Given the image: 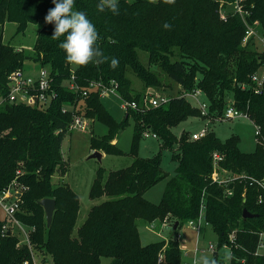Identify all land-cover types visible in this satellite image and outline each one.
Listing matches in <instances>:
<instances>
[{"label": "trees", "instance_id": "obj_1", "mask_svg": "<svg viewBox=\"0 0 264 264\" xmlns=\"http://www.w3.org/2000/svg\"><path fill=\"white\" fill-rule=\"evenodd\" d=\"M24 1L16 0L15 3ZM48 1L50 4L41 14L43 19L54 7L52 1L42 0ZM98 2L76 0L75 8L87 13L99 32V46L104 55L117 58L119 65L112 69L109 60L99 66H76L74 72L81 88L91 80L114 79L125 99L140 103L138 110H128L123 122L128 121L132 112L135 119L130 150L133 161L129 166L108 174L103 168L97 171L89 196L105 199L90 208L74 236L80 210L79 196L68 184L53 183L55 174L68 171L62 145L70 133L68 127L72 113H63L62 108L64 105H79L76 112L108 125L110 134L103 135L100 141L94 137L93 149L122 154L116 143L109 141L121 124L95 91L85 97L81 89L70 91L59 86L58 100L45 109L5 103L0 108V184L6 185L16 177L18 169L22 170L18 180L27 190L23 196L24 211L18 216L27 225L35 227L31 242L50 255V258H43L50 264H100L102 257L111 258L110 264H157L160 251H163L166 264H182L180 243L172 239L168 244L165 240L143 244L139 221L160 220L171 226L179 221L181 226L197 218L202 203H205L206 219L218 233L220 242H225L229 234L235 232L237 242L242 245L232 249L231 264H264V255L253 254L258 232L264 231V200L259 202L260 196L264 199V189L251 184L252 179L264 177V80L261 83L252 80L258 67H264V50L248 45L256 42L254 39L243 45L246 27L242 19L229 14L223 20L218 13L217 0H175L172 5L163 3V0L156 4L148 0H119V15H113L107 9L98 12ZM247 3L250 8L253 5L251 23H260L259 29L263 31L264 0H248ZM3 6L4 0H0V8L10 17L17 11L11 14L7 6ZM165 22L171 24V30L164 29ZM207 24L211 28H207ZM53 30V24H44L38 39L36 60L57 73L56 82L60 84L71 76L73 68L66 62L65 52L58 47L64 37L53 40ZM3 36L4 24L0 22V65L6 49ZM152 37L156 40L150 41ZM175 47H178L179 55H176ZM136 48L155 55L150 56V62L154 64L165 56L166 60L160 64L165 65L168 77L185 90L201 88L216 115L222 114L228 104V94L232 95L231 103L247 112L260 127L261 140L257 141L256 149L242 151L235 134L223 140L210 131L202 138L192 139L189 132H184L178 138L172 128L189 116H201L200 111L177 94L169 93L172 97L169 105L158 108L149 105L150 95L135 96L131 81L126 77L129 69L143 78L146 85L156 84L151 81V69L147 70L136 62ZM169 56L174 59L170 61ZM20 63L10 65L0 74V95L8 92V75L23 67ZM82 104H85L84 109ZM146 129L161 139L159 152L151 158L140 157L137 152L140 137ZM164 149L171 150L176 162L172 175L162 167ZM215 154L222 156L217 165ZM18 159L24 160L25 168H16ZM217 166L220 182L213 176ZM163 179L166 182L160 202L149 201L145 192ZM227 189L233 190V194L228 195ZM44 198L56 201L49 227L44 208L39 204ZM244 209L255 216L244 218ZM1 227L2 221L0 264H23L30 257L29 247L25 244L17 247L18 238L2 236Z\"/></svg>", "mask_w": 264, "mask_h": 264}, {"label": "rangeland", "instance_id": "obj_2", "mask_svg": "<svg viewBox=\"0 0 264 264\" xmlns=\"http://www.w3.org/2000/svg\"><path fill=\"white\" fill-rule=\"evenodd\" d=\"M52 1V0H50ZM132 2L133 0H128ZM16 0H4V6H7V11L11 14H14L10 17L4 9L0 8V22L4 24V36L3 43L6 46L5 57L3 62L0 65V74L3 73L7 68L15 63L23 65L28 71L37 69L40 64L36 60L37 55V45L39 36L42 33V29L45 24V20L41 17V14L46 10L50 2H42V0H25L21 3H15ZM195 5V4H193ZM230 8H227L226 12H229ZM218 13L221 14L220 8L218 7ZM6 14V16H5ZM258 23V22H257ZM260 23L256 24L257 26ZM207 28H211L209 24L206 25ZM156 29L155 31H158ZM156 38L152 37L150 41H155ZM257 41V40H255ZM204 43V42H203ZM259 42L250 43L251 47L257 48L258 50H263L262 44ZM209 45V42H205ZM243 45H246L243 43ZM259 46V47H258ZM136 62L141 64L147 70L151 71L150 75L152 76L151 81L156 84L146 85L140 76H138L133 70L129 69L126 72V77L131 81V89L133 94H141V96H149L156 93H165L166 95L180 94L186 88L181 87L175 81L170 79L166 72L165 65H161L162 60H166L165 56H162L159 59L157 64L151 63L150 58L155 56L150 54V52L145 51L141 48H136ZM176 55L180 53L178 47H175ZM151 56V57H150ZM170 57V61L174 59ZM72 71H75L76 65H72ZM264 74V67L259 66L257 69V75ZM197 76H201L200 72H196ZM189 75L188 77H191ZM123 97L110 96L103 99L105 107L109 110L113 118L121 124L117 132L114 133L113 138L109 141L116 143L123 153L120 155L113 154L111 152H106L100 149L92 148V141L95 137L99 141L103 139V135L110 134L109 127L102 121L97 119H92L90 127L87 131H71L65 137L62 145V155L63 159L68 162V171L66 174H55L53 177V183L55 185L68 184L73 188V190L78 194L80 199V210L78 219L76 222L74 236L76 235L77 229L82 225L85 219L88 216L90 208L94 204L102 202L105 197L92 199L89 196V191L91 185L96 177L97 171L100 168L105 169L106 174L110 171L118 170L124 167L129 166L133 161V156L130 153L134 129H135V119L133 113L130 112V117L126 123H123L126 114L128 111L123 106ZM232 95L228 94L227 102L231 103ZM226 102V103H227ZM193 105H196L197 102L191 101ZM141 106V105H140ZM148 106V105H146ZM85 104H82L84 109ZM208 120L202 116H189L185 120L181 121L177 126L173 127L172 130L174 134L179 138L184 132H189L191 136L192 133H196L203 128ZM209 131L216 133L221 139H226L231 135L235 134L239 137V148L244 152H252L256 149L258 145V136L256 134L255 123L250 119L237 118L232 120L224 121H213L208 123ZM153 131L150 130V134ZM187 134V133H186ZM261 140V138H260ZM161 146V139L157 137L144 136L140 137L138 143V155L144 158H151L155 156ZM94 151H101L104 156L101 160L94 157L91 158L90 155ZM16 168H25V162L23 159H18ZM176 162L172 159V152L170 149L162 150V167L170 175L174 173ZM166 180L163 179L156 183L153 187L148 189L145 192V197L153 202L159 203L165 189ZM186 225L182 224L176 230L173 229V226L169 224H164V221L155 220L151 223L139 221V235L143 244H149L161 240H165L166 244L172 239H175L180 244L181 250V239H177V235L181 234L182 237L188 239L187 246L192 247L195 244L196 232ZM22 238V234H19ZM18 238V237H17ZM209 241L214 243L219 242L218 233L210 225L203 228L201 232V244L206 246ZM19 239L17 241V247L19 245ZM33 245V243H32ZM166 246V245H165ZM30 252V257L23 261L25 264L26 261L29 264H38V263H49V261L44 260L43 258H50V255L43 252L41 249L32 246V249L28 248ZM182 251V250H181ZM220 255L224 256L225 253L230 252L229 249L219 247ZM163 251H160L161 253ZM111 258L102 257L100 264H110ZM158 264V263H157Z\"/></svg>", "mask_w": 264, "mask_h": 264}, {"label": "built area", "instance_id": "obj_3", "mask_svg": "<svg viewBox=\"0 0 264 264\" xmlns=\"http://www.w3.org/2000/svg\"><path fill=\"white\" fill-rule=\"evenodd\" d=\"M219 3V8L221 11V18L226 20L229 14L238 15L245 27V36L243 38V43L247 44L251 39L257 40L262 44L264 50V30L261 31L259 26L253 25L250 21L252 17V7H248V0H217ZM227 8H230L229 12ZM256 41V42H257ZM57 73H53L49 67L39 66L37 69L28 71L25 67L17 68L11 71L8 75V92L6 94L0 95V108L5 103H17L25 104L33 108H49L53 103L59 98V86H64L70 91H76L81 89L82 96H88L90 92L95 91L99 94L101 99L110 96L121 97L119 91V83L114 80H91L88 82L87 86L81 88L77 82V77L74 71H72L71 76L59 84L56 82ZM252 80L261 83L264 80V75L255 73L252 76ZM180 97L186 98L190 103L191 101L197 102L195 106L199 109L202 117L206 118L208 122L201 128L200 131L192 133V139H199L208 134L209 127L208 123L213 121H224L232 120L237 118L251 119L250 115L236 108L232 103H228L222 114L216 115V111L211 109V104L207 99L203 90L196 87L192 90H184L180 94ZM123 97V96H122ZM124 98V97H123ZM171 95H166L165 93L151 94L149 97V105L153 108L168 106L171 102ZM123 106L128 110H138L140 108V103L135 100L123 99ZM79 105H64L62 108L63 113H72V120L68 127L69 132L71 131H87L90 127L92 119L84 115V113H78ZM253 121V120H252ZM254 122V121H253ZM255 123V122H254ZM256 134L258 136L257 140L260 139L261 130L258 125H256ZM144 136H153L159 138V136L150 130L146 129L143 131ZM215 165L222 160V156L219 154L214 155ZM218 166L214 173V179L220 182L217 174ZM23 174L21 169L16 172V177H14L6 185L0 184V221H2L1 235H8V231H11L10 235H14L19 239V245L25 244L30 249H32L31 234L35 230L34 226H29L19 218L18 214L23 212V196L27 187L21 183L18 179ZM255 183L264 189V177L259 179H252L251 184ZM227 194L232 195L233 190L227 189ZM263 197L260 196L259 202H263ZM187 226L196 232L195 244L192 247L182 246V264H192L193 260L201 254H214L215 258L224 264V256L220 255L219 247L227 248L232 253L233 248L240 247L237 242L236 233L232 232L228 236V240L225 242L214 243L209 241L206 246L201 244V232L204 227L210 225L206 219V204L202 203L200 213L197 218L191 219L186 222ZM211 226V225H210ZM22 234L23 238L19 235ZM259 239L257 246L253 252L254 255H264V231H259ZM177 239L185 242L186 239L177 235ZM184 244V243H183ZM25 264H29L28 261ZM45 264V263H38ZM48 264V263H46ZM158 264H166L163 252L159 254ZM231 264V262H230Z\"/></svg>", "mask_w": 264, "mask_h": 264}, {"label": "clouds", "instance_id": "obj_4", "mask_svg": "<svg viewBox=\"0 0 264 264\" xmlns=\"http://www.w3.org/2000/svg\"><path fill=\"white\" fill-rule=\"evenodd\" d=\"M76 0H52L53 8L49 9L44 17L46 24H53L54 30L51 38L53 40H64L58 47L66 54V62L78 67H86L89 64L102 65L109 62V66L115 69L119 65L117 58H109L104 55L99 46L101 39L96 26L88 18L85 11L76 10ZM156 4L159 0H148ZM163 3L172 5L175 0H163ZM97 11L104 12L106 9L113 15H119V0H99ZM164 29L171 30V24L165 22ZM233 254L227 252L224 255V264H230ZM192 264H220L214 254L198 255Z\"/></svg>", "mask_w": 264, "mask_h": 264}, {"label": "water", "instance_id": "obj_5", "mask_svg": "<svg viewBox=\"0 0 264 264\" xmlns=\"http://www.w3.org/2000/svg\"><path fill=\"white\" fill-rule=\"evenodd\" d=\"M91 158H98L99 160L102 159L103 157V153L101 151H94L91 155ZM39 204L44 208L45 211V216H46V223L47 226L49 227L52 222H53V216H54V211L56 209V201L53 198H44L42 200L39 201ZM255 216V214L251 213L249 210L244 209L243 211V217L247 218V217H253ZM179 226V221H176L173 225V229L176 230ZM8 234H11V231H8Z\"/></svg>", "mask_w": 264, "mask_h": 264}, {"label": "crops", "instance_id": "obj_6", "mask_svg": "<svg viewBox=\"0 0 264 264\" xmlns=\"http://www.w3.org/2000/svg\"><path fill=\"white\" fill-rule=\"evenodd\" d=\"M103 156H104V154H103ZM184 225H186V224H184ZM181 226H182V225H181ZM179 227H180V226H179ZM179 227H178V228H179ZM187 227H188V226H187ZM188 228H189V227H188ZM190 229H191V228H190ZM184 238L186 239V241H185V242L182 241L184 244L181 243V245H182V246H186V247H188V246H187V245H188V244H187L188 239H187L186 237H184ZM181 250H182V248H181Z\"/></svg>", "mask_w": 264, "mask_h": 264}]
</instances>
